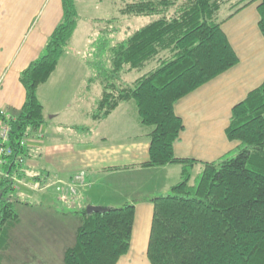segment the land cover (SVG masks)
Here are the masks:
<instances>
[{
    "label": "trees",
    "instance_id": "1",
    "mask_svg": "<svg viewBox=\"0 0 264 264\" xmlns=\"http://www.w3.org/2000/svg\"><path fill=\"white\" fill-rule=\"evenodd\" d=\"M231 1L133 0L121 5L120 16L150 20L118 38L123 21L113 18L103 29L110 27L108 31L100 30L102 35L91 43L86 65L91 82L101 90L91 117L105 118L120 103L130 102L139 123L148 128L145 165L177 162L182 167L180 181L150 200L149 264H264V81L231 109L225 134L238 141L231 153L203 162L194 178L196 161L173 153V143L183 129L175 103L238 62L221 28V12L225 5L255 0ZM257 1L258 27L264 37V0ZM60 2V21L41 54L19 74L24 90L20 109L9 116L0 111L11 151L3 157L7 176L0 177V264L8 260L13 244L10 231L19 220L15 207L22 202L13 194L11 177L23 178L27 143L45 121L37 90L56 69L77 26L76 0ZM129 73L137 76L128 81ZM22 139L25 146L20 145ZM74 213L78 224L73 243L63 252V264H116L127 253L132 203L90 213L83 206ZM15 264L44 263L36 259Z\"/></svg>",
    "mask_w": 264,
    "mask_h": 264
},
{
    "label": "crops",
    "instance_id": "2",
    "mask_svg": "<svg viewBox=\"0 0 264 264\" xmlns=\"http://www.w3.org/2000/svg\"><path fill=\"white\" fill-rule=\"evenodd\" d=\"M17 1L0 0V111L4 114L7 109L13 112L20 109L24 90L19 74L38 56L62 16L60 0H53L52 3L50 0H23L21 8ZM231 2L235 3V0ZM37 4L44 18L38 30L30 32L22 56L16 55L13 59L19 42L17 28L25 24L24 16ZM257 4L255 0L223 7L221 28L238 62L183 96L174 105V112L181 118L183 129L173 143V153L177 158L195 160L192 171L197 173L203 162L216 161L238 145V141L228 139L225 134L231 109L264 81V37L258 27ZM129 21L126 19L121 23L125 32H121L118 38L128 33L130 25L136 24ZM126 24L129 25L127 28ZM68 56H62L58 66L64 60L67 62ZM70 59L73 60L72 57ZM90 74L91 69H55L49 79L39 86L37 93L45 121L38 129L40 137L31 138L27 143L21 180L29 188L37 186L36 192L49 190L51 193L46 197L42 193V200L39 195L37 198L44 204L43 207L58 217L76 216L74 211L83 206L108 209L132 203L134 215L129 249L119 257V263L117 261L118 264H127L125 256L130 250L147 248L152 219L151 198L169 191L178 183L182 167L177 162L163 166L145 165L149 157L148 128L139 123L130 102L120 103L105 118L94 120L91 117L101 90L97 82H91ZM73 75L80 91L78 98L70 100L66 97L69 78ZM136 76L129 73L126 79L131 81ZM55 93L58 95L56 99ZM49 103L53 108L46 110ZM80 172L85 175L86 186L79 189L78 196H70L68 202H62V193L69 196L68 183ZM50 177L53 179L50 180ZM54 180L58 181L59 190L54 188ZM17 198L22 200L19 196ZM58 230H49V234H46L47 229L45 231L42 254L46 250L47 256L41 260L44 264L49 263L47 252L53 249V244L46 247V237L55 236L58 239ZM27 251L33 259L34 252L29 248ZM7 256L9 260L8 253ZM11 259L14 260L13 257Z\"/></svg>",
    "mask_w": 264,
    "mask_h": 264
},
{
    "label": "rangeland",
    "instance_id": "3",
    "mask_svg": "<svg viewBox=\"0 0 264 264\" xmlns=\"http://www.w3.org/2000/svg\"><path fill=\"white\" fill-rule=\"evenodd\" d=\"M52 1L53 0H50V3H52ZM132 1L133 0H76L78 21L73 35L74 38H72L70 41L72 49L69 50L68 47L67 51L64 53V55L66 56L69 55L68 58H66L67 62L66 60H64L62 64H60L59 66L57 65L56 69H90L86 65V61L89 60L88 58L90 55L88 53L90 43L93 40L92 44L94 45V41H96L98 37L102 35V33H99L98 35L97 31L99 32L100 30L105 29L108 23L107 21L113 20V18L116 17L119 18L118 20H120V23L123 20L130 19V24H132V22L136 23L130 25V28L135 25L131 30H134L139 26L147 23L150 20L148 16H120L119 8L121 7V5ZM17 4L19 8H21L23 0H18ZM38 5L39 4L33 7L31 12L26 13V15L24 16L25 24H22L17 28L19 34V42H17L16 52L14 56L12 55L13 59L16 55L17 57L22 56L25 51V41L30 37V32L32 30L33 32L37 31L40 26L41 20L44 18V13H41V8L38 9ZM128 26L129 25L126 24L125 27L127 28ZM96 28L97 30L95 31L94 29ZM109 28L110 27H108V29ZM108 29L103 31L107 32ZM119 29L122 30L120 26ZM116 36L119 37V35ZM40 54L41 51L38 56ZM70 57H72L73 60H71ZM65 78L67 82L68 75H66ZM75 81V75L69 78L68 84L70 86L67 89L68 95L66 98H69L70 100L78 98L77 95L80 91V86H77ZM56 98H58L57 93H55L54 99ZM51 103L46 105V110H51L53 108L51 107ZM7 110L8 111L5 112V116H9L13 113V110ZM36 134L40 135V131L38 130ZM192 174L194 178L197 174V171L193 170ZM49 179L51 180L53 179V177H50ZM53 182L55 183L54 188H57L58 181L54 180ZM36 188H29L26 182L21 179H18L16 183V190L13 192V194H15L16 197L19 196L22 199L20 200L22 202L17 203L15 207V210L19 216V220L18 223L13 226L10 231L12 233L13 244L9 247L7 252L10 260H4V264H15L17 262L20 263L24 261H29L30 263H32L35 259H45L47 255L46 250H44L42 254V242L46 229V234H49V230L57 231L58 229V232L60 234V237L58 239L55 236H53V238L46 237V247L53 244V249L47 252L50 260L48 261L49 263L46 264H63V252L65 248L68 245L72 244L74 241V232L78 224L77 216H74L73 214L64 217L55 216L53 213H51L50 210L43 207L44 204L40 203L42 200V193L46 197L47 194L51 192H49V190L47 192L46 190L36 192ZM19 192L22 195H26V197H23ZM37 195L40 196V201H38L39 198H37ZM27 248H29L30 251L34 252L32 254L33 259L31 258L29 251H27ZM12 257L14 258V260L11 259ZM15 257H18V259H15ZM125 257L128 261L127 264H149L146 257V249L141 251L130 250Z\"/></svg>",
    "mask_w": 264,
    "mask_h": 264
},
{
    "label": "built area",
    "instance_id": "4",
    "mask_svg": "<svg viewBox=\"0 0 264 264\" xmlns=\"http://www.w3.org/2000/svg\"><path fill=\"white\" fill-rule=\"evenodd\" d=\"M39 135L35 134L34 137H38ZM7 141H8V126L2 122H0V177H6L7 173H5L2 169V165L4 164L3 157L10 154L11 151L7 147ZM21 146H25V139H22L20 141ZM18 164H22L23 157H19L17 159ZM12 186L13 188H16V183L18 181L16 176H12ZM86 186V179L83 172H80L76 174L70 183H68V192L69 196H78L79 189L84 188ZM67 198V195L62 193L61 199L65 200Z\"/></svg>",
    "mask_w": 264,
    "mask_h": 264
},
{
    "label": "water",
    "instance_id": "5",
    "mask_svg": "<svg viewBox=\"0 0 264 264\" xmlns=\"http://www.w3.org/2000/svg\"><path fill=\"white\" fill-rule=\"evenodd\" d=\"M104 210H106V209L100 208V207H96V206H87V207H85L86 213L99 212V211H104Z\"/></svg>",
    "mask_w": 264,
    "mask_h": 264
},
{
    "label": "bare ground",
    "instance_id": "6",
    "mask_svg": "<svg viewBox=\"0 0 264 264\" xmlns=\"http://www.w3.org/2000/svg\"><path fill=\"white\" fill-rule=\"evenodd\" d=\"M133 258V257H132ZM129 259V258H128ZM123 261V260H122ZM140 261V260H139ZM121 263V262H120ZM130 263V262H129ZM132 264V263H131Z\"/></svg>",
    "mask_w": 264,
    "mask_h": 264
}]
</instances>
